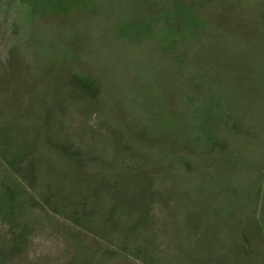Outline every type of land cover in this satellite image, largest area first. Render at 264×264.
I'll return each mask as SVG.
<instances>
[{"label":"rangeland","instance_id":"374dc122","mask_svg":"<svg viewBox=\"0 0 264 264\" xmlns=\"http://www.w3.org/2000/svg\"><path fill=\"white\" fill-rule=\"evenodd\" d=\"M236 90L264 111V0H0V264H264Z\"/></svg>","mask_w":264,"mask_h":264},{"label":"crops","instance_id":"0c3cea01","mask_svg":"<svg viewBox=\"0 0 264 264\" xmlns=\"http://www.w3.org/2000/svg\"><path fill=\"white\" fill-rule=\"evenodd\" d=\"M241 94L245 93L236 90L230 95H222L224 100L221 106L222 112L219 113L221 132L218 137L216 136L219 141H215L214 144L222 147L227 145L223 154L227 158L226 162H229L228 171L230 175L231 172H241L240 178L244 179L243 182L241 181L242 185H246L249 171H254L257 164L264 159V147L261 146V139L264 140V114H260L264 111L260 112V107L253 109L248 99L242 102ZM229 96L232 99L230 104Z\"/></svg>","mask_w":264,"mask_h":264}]
</instances>
